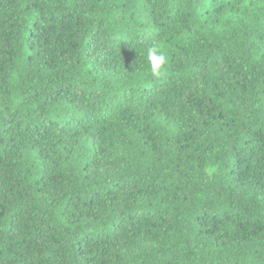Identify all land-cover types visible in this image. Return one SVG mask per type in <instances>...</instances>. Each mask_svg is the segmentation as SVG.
<instances>
[{"label": "trees", "instance_id": "1", "mask_svg": "<svg viewBox=\"0 0 264 264\" xmlns=\"http://www.w3.org/2000/svg\"><path fill=\"white\" fill-rule=\"evenodd\" d=\"M0 264H264V0H0Z\"/></svg>", "mask_w": 264, "mask_h": 264}, {"label": "clouds", "instance_id": "2", "mask_svg": "<svg viewBox=\"0 0 264 264\" xmlns=\"http://www.w3.org/2000/svg\"><path fill=\"white\" fill-rule=\"evenodd\" d=\"M141 55L144 57L145 73L152 77H158L162 73L164 66L167 63V57L161 51L159 45L148 47L143 50Z\"/></svg>", "mask_w": 264, "mask_h": 264}]
</instances>
